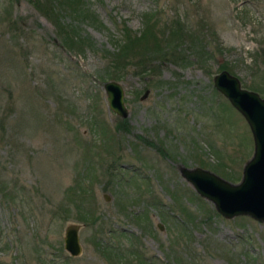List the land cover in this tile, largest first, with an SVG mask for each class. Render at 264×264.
Returning <instances> with one entry per match:
<instances>
[{"label":"rangeland","instance_id":"obj_1","mask_svg":"<svg viewBox=\"0 0 264 264\" xmlns=\"http://www.w3.org/2000/svg\"><path fill=\"white\" fill-rule=\"evenodd\" d=\"M84 2L73 24L85 43L68 50L28 0H0V264H264V222L223 217L180 174L241 179L253 136L213 78L227 70L264 98V0ZM145 21L164 36L180 24L187 61L113 78L112 39ZM107 81L123 86L125 121ZM77 181L93 212L64 217ZM68 224L79 225L78 257L63 246Z\"/></svg>","mask_w":264,"mask_h":264},{"label":"water","instance_id":"obj_2","mask_svg":"<svg viewBox=\"0 0 264 264\" xmlns=\"http://www.w3.org/2000/svg\"><path fill=\"white\" fill-rule=\"evenodd\" d=\"M215 89L244 117L254 142L252 156L246 161L238 183H232L201 167L180 165L181 176L196 193L210 201L223 217L250 216L264 222V98L241 86L239 78L222 70L213 78ZM109 108L119 117L127 118L123 86L116 81L103 85ZM146 91L144 98L147 96ZM106 200L108 197L104 196ZM162 229V227H161ZM79 225L68 224L64 232V249L70 256H79L82 246Z\"/></svg>","mask_w":264,"mask_h":264},{"label":"trees","instance_id":"obj_3","mask_svg":"<svg viewBox=\"0 0 264 264\" xmlns=\"http://www.w3.org/2000/svg\"><path fill=\"white\" fill-rule=\"evenodd\" d=\"M28 1L47 18L52 19L57 27V38H59V43L63 48L73 50V42L80 45L85 43V38L79 34V31H77L76 26L73 24V19L78 18L80 14L89 12L84 0ZM173 26H175L176 29L170 30L169 35L165 36L160 35V28L157 27L156 24L148 21H145L144 29L138 36L132 35L127 28H124V32L120 38L112 39V43H114L116 50L113 52L107 51L103 56L107 63V71L111 72V74L114 72L113 74L115 75H112L113 78H118L120 76V71L130 66H137L136 69H140V72H145L147 70L153 71L152 67L157 69L161 64L168 61H187V57L178 54V51L180 52L181 50H178L177 47L187 39L186 37L187 35L189 36V33L178 23H173ZM175 31H177V34ZM185 33L186 35H184ZM169 38H172L173 46H170L168 41ZM183 38L184 40H182ZM192 43L193 42H191V45ZM85 46L88 45H84V47ZM194 46H199L197 39H195ZM144 60L150 63L146 66L143 64ZM221 68L225 69L226 67L221 65ZM137 72L138 71H135L136 74ZM122 119L124 121L126 120V118ZM115 126L122 130L126 129L118 123H116ZM82 180L85 182V176L82 177ZM80 183V181H77V186L73 187L71 197L68 198L67 195V199H65L62 207L59 209L62 216L64 215V217H67L69 212H71V214L73 212H93L91 207L94 205L92 203H95V196L91 191L92 188L87 189L85 186L81 187L83 183ZM86 202L88 203L87 205ZM76 219L84 221V217H78Z\"/></svg>","mask_w":264,"mask_h":264},{"label":"flooded vegetation","instance_id":"obj_4","mask_svg":"<svg viewBox=\"0 0 264 264\" xmlns=\"http://www.w3.org/2000/svg\"><path fill=\"white\" fill-rule=\"evenodd\" d=\"M161 227H162V229H163V226H162L161 224H158V228L161 229ZM75 257H78V256H75Z\"/></svg>","mask_w":264,"mask_h":264}]
</instances>
